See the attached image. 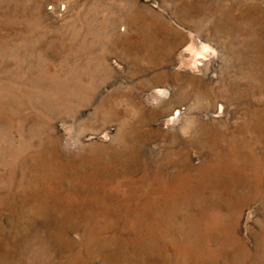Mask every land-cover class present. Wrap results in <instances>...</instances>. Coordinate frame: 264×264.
I'll return each instance as SVG.
<instances>
[{"label": "rangeland", "instance_id": "374dc122", "mask_svg": "<svg viewBox=\"0 0 264 264\" xmlns=\"http://www.w3.org/2000/svg\"><path fill=\"white\" fill-rule=\"evenodd\" d=\"M0 264H264V0H0Z\"/></svg>", "mask_w": 264, "mask_h": 264}]
</instances>
